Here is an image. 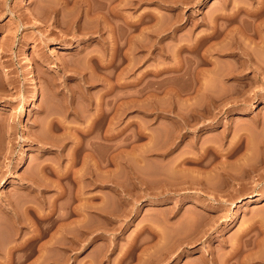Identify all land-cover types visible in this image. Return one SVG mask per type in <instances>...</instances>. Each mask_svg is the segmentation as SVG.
<instances>
[{
  "label": "rangeland",
  "instance_id": "obj_1",
  "mask_svg": "<svg viewBox=\"0 0 264 264\" xmlns=\"http://www.w3.org/2000/svg\"><path fill=\"white\" fill-rule=\"evenodd\" d=\"M263 192L264 0H0V264H264Z\"/></svg>",
  "mask_w": 264,
  "mask_h": 264
},
{
  "label": "bare ground",
  "instance_id": "obj_2",
  "mask_svg": "<svg viewBox=\"0 0 264 264\" xmlns=\"http://www.w3.org/2000/svg\"><path fill=\"white\" fill-rule=\"evenodd\" d=\"M263 1V0H262ZM260 2V1H259ZM261 3V2H260ZM263 5V4H262ZM236 7H237V5H236ZM244 6H242V8H243ZM260 8V7H259ZM239 10V9H238ZM247 10H248V8H247ZM253 11H255V10H253ZM257 11V10H256ZM96 12V11H95ZM234 13H235V11H234ZM254 13V12H253ZM222 14V13H221ZM258 13H256V14H254L255 16L257 15ZM260 15V14H259ZM258 16V15H257ZM231 17V16H230ZM97 19V18H96ZM26 62H27V64H28V69H27V75H28V77H29V79H30V81L32 82V86H33V93H32V96H31V99H36L37 98V92H38V90H37V84H36V82H35V78H34V73H35V69L33 68V65L31 64V61H30V59L29 58H27V60H26ZM18 166H20V162L17 164ZM28 178V177H27ZM29 179H31V178H29ZM33 183V182H32ZM35 183V182H34ZM33 183V184H34ZM36 184V183H35ZM37 185V184H36ZM38 186V185H37ZM33 190V189H32ZM262 196H264V192L261 194ZM35 208V207H34ZM34 210V209H33ZM36 211V210H35Z\"/></svg>",
  "mask_w": 264,
  "mask_h": 264
}]
</instances>
